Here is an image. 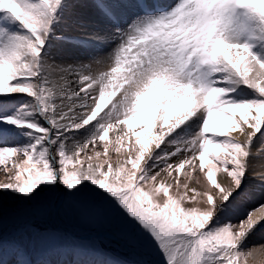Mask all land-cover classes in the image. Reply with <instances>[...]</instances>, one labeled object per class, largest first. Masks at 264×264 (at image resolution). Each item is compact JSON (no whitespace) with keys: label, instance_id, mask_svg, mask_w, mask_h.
<instances>
[{"label":"snow or ice","instance_id":"obj_1","mask_svg":"<svg viewBox=\"0 0 264 264\" xmlns=\"http://www.w3.org/2000/svg\"><path fill=\"white\" fill-rule=\"evenodd\" d=\"M0 170V264H51L39 223L68 208L159 257L138 264H249L264 0H0ZM9 215L29 225L10 240Z\"/></svg>","mask_w":264,"mask_h":264},{"label":"rangeland","instance_id":"obj_2","mask_svg":"<svg viewBox=\"0 0 264 264\" xmlns=\"http://www.w3.org/2000/svg\"><path fill=\"white\" fill-rule=\"evenodd\" d=\"M176 1H172L174 4ZM91 55L89 51H85ZM94 123V122H93ZM110 138L111 133H110ZM260 141H257L258 146ZM115 159V155L113 156ZM6 179L5 174L0 170V182ZM196 187V185H193ZM258 190L253 188V197ZM252 197V198H253ZM252 200L246 205L250 208ZM3 232L7 239L13 235L29 230L27 223H22L12 216H8L2 222ZM39 227L45 231L42 236L45 239H36L35 244L40 251L41 260H49L51 264H70L73 260H96L109 261L120 259L129 264H138L140 260H157V256H145L130 248L119 236V226L107 216H81L73 209L68 208L61 212H54L45 216L39 223ZM63 235V239L52 237ZM250 240L247 241L246 250L250 249ZM73 243L82 247L73 248Z\"/></svg>","mask_w":264,"mask_h":264},{"label":"bare ground","instance_id":"obj_3","mask_svg":"<svg viewBox=\"0 0 264 264\" xmlns=\"http://www.w3.org/2000/svg\"><path fill=\"white\" fill-rule=\"evenodd\" d=\"M85 51L86 50H82V49L64 48L61 50V58L67 62H72L74 60H85L86 61L87 58L89 57V54L87 55ZM253 183L255 184V182ZM251 203L252 205L250 208H255L258 204H264V191L258 190V193L254 195V197L252 198ZM248 240H250L249 242L250 249L253 248V246L264 245V223H261L257 226V228L249 236ZM255 251H256V256L254 259L249 258V264H264V254L260 253L258 247L255 249ZM151 261H154V260L152 259Z\"/></svg>","mask_w":264,"mask_h":264}]
</instances>
